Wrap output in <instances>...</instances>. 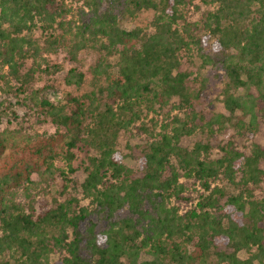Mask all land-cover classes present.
I'll return each mask as SVG.
<instances>
[{
  "label": "trees",
  "instance_id": "obj_1",
  "mask_svg": "<svg viewBox=\"0 0 264 264\" xmlns=\"http://www.w3.org/2000/svg\"><path fill=\"white\" fill-rule=\"evenodd\" d=\"M200 2L192 21L196 0H83L75 15L64 0H0V123L24 108L57 126L17 140L0 130V264H264V144L229 140L215 155L211 142L222 127L258 130L264 0ZM145 10L150 28L124 26ZM83 50L99 54L90 91L65 100L34 88L38 74L61 70L50 56L62 52L74 63L65 83L81 87ZM192 50L225 77V112L208 119L194 108L203 87L192 91L182 69ZM172 101L185 116L144 121ZM134 130L148 135L139 168L119 146ZM199 130L205 140L181 143ZM84 151L80 197L58 198L72 181L58 161L75 171Z\"/></svg>",
  "mask_w": 264,
  "mask_h": 264
},
{
  "label": "rangeland",
  "instance_id": "obj_2",
  "mask_svg": "<svg viewBox=\"0 0 264 264\" xmlns=\"http://www.w3.org/2000/svg\"><path fill=\"white\" fill-rule=\"evenodd\" d=\"M65 4L68 7L72 8V13L75 15L77 13V8L83 3V0H64ZM196 3L199 5V8L191 7L189 11L190 20H198L201 16V11L205 8V6L200 2V0H196ZM154 12L153 11H143L138 14L136 18H124L123 24L127 28L134 27H144L150 28L151 21L153 19ZM41 31L35 30L32 33V36L36 38L40 36ZM99 54L92 50H83L80 53V64L83 70L87 74V78L85 83L81 87H76L74 85H67L64 81L65 75L72 65L67 57L66 53L62 52L58 55L53 54L50 56L52 63L60 64L61 70L56 72L55 74H38L36 78V82L34 84V88L45 87L47 84L51 87L50 90L55 91L60 96H63V99L67 100L69 95L80 96L87 91H90L92 87L91 81V73L90 67L97 61ZM32 59H29L25 63V67L29 68L32 65ZM182 69L190 72V80L188 82L189 87L195 93L203 87V93L200 95L198 99L194 101V108L196 111L204 115L207 119L212 117L215 113H224V105H223V95L222 89L225 82V77L221 71L218 69L211 67L209 65H203L202 59L200 55L192 50L189 53H186L183 60ZM49 91V89L46 88ZM257 95V90H253ZM243 92V90H241ZM172 101L168 106L164 108H159L157 114H148L145 117V122L151 127L153 126V120L158 123L163 122H172L174 116L183 117L184 112L179 109H173ZM179 102L175 99V105ZM261 107L264 108V100L262 101ZM21 117L19 119L13 120L10 118L12 122H9L7 118H5L0 123V130H8L10 138L17 140V135L20 134L21 137L27 136L26 133L29 131L32 134L33 138H38L39 135H43L44 133L50 134L57 130V126L53 122H40L38 118L35 116H31L25 112V109H20ZM258 130H242L239 131L238 127L235 126H227L225 128L219 129V131L215 132L214 138H212L211 142L213 144V152L215 155H218L220 150V145H226L229 140H234L237 146L241 149L246 148L248 150V145L252 142H257L264 144V110L259 111L258 117ZM205 132L208 131L207 128L204 129ZM240 132V133H239ZM65 133L64 129H60L58 132L59 144L63 143V134ZM148 135L144 133H138L136 130L130 132H123L119 138V146L124 152L126 158L125 162L134 168H139L142 163V146L146 142ZM205 135L201 130L195 132L191 136H184L182 138L181 143L186 146L192 148L197 141L205 140ZM246 146V147H245ZM9 152V151H8ZM7 152V153H8ZM9 154V153H8ZM91 153L78 152L77 158L74 161L73 165L75 167V171H70L67 167V163L65 159L58 161V166H61L67 172L69 178L72 181L69 182L67 192L64 195H61L59 192H54L58 198L64 199L71 195L79 194L76 192V187L84 180L86 173L84 171V166L87 163L88 155ZM10 155V154H9ZM10 161V158H7ZM0 163L2 161L0 160ZM4 166H2V169ZM33 178L38 180L39 177L34 175ZM62 179L59 177L56 179V188H62ZM75 186V187H74ZM54 187V186H53ZM264 189V186H263ZM86 202V201H84ZM241 256L245 254L240 253Z\"/></svg>",
  "mask_w": 264,
  "mask_h": 264
}]
</instances>
